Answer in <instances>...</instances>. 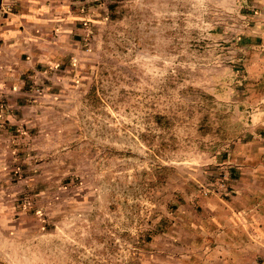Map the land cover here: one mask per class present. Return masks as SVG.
<instances>
[{
  "label": "rangeland",
  "instance_id": "rangeland-1",
  "mask_svg": "<svg viewBox=\"0 0 264 264\" xmlns=\"http://www.w3.org/2000/svg\"><path fill=\"white\" fill-rule=\"evenodd\" d=\"M73 6L45 65L0 89V111L31 95L29 138L0 151V264H155L162 222L227 197L225 162L264 135V0Z\"/></svg>",
  "mask_w": 264,
  "mask_h": 264
},
{
  "label": "crops",
  "instance_id": "crops-1",
  "mask_svg": "<svg viewBox=\"0 0 264 264\" xmlns=\"http://www.w3.org/2000/svg\"><path fill=\"white\" fill-rule=\"evenodd\" d=\"M6 3V9L0 6V89L21 84L40 70L57 50L51 43L55 33L60 28L72 31L77 24L73 0ZM255 78V83L260 81ZM6 93L8 103L0 111V151L7 148V155H14L17 142L29 138L30 107L24 105L31 95ZM256 94L252 96L258 98ZM259 105L252 110V124L264 129V106ZM235 147L232 162L224 164L233 178L229 196H200L180 203L172 218L162 222L167 231L158 235L162 260L155 264L264 263V135Z\"/></svg>",
  "mask_w": 264,
  "mask_h": 264
},
{
  "label": "built area",
  "instance_id": "built-area-1",
  "mask_svg": "<svg viewBox=\"0 0 264 264\" xmlns=\"http://www.w3.org/2000/svg\"><path fill=\"white\" fill-rule=\"evenodd\" d=\"M0 6H1V9H6L8 7V4L6 3V0H0ZM226 179H227V176H226ZM223 187H224V193L226 195H228L230 193L229 187L226 186V185H223ZM213 192H214L213 189L209 190V193H213ZM209 193L205 192V195L207 196V195H209ZM258 264H261V263H258Z\"/></svg>",
  "mask_w": 264,
  "mask_h": 264
}]
</instances>
